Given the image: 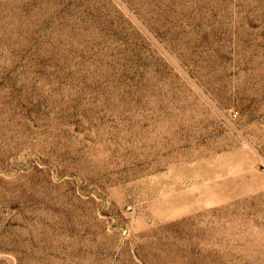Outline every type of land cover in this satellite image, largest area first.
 I'll return each mask as SVG.
<instances>
[{"label": "rangeland", "instance_id": "rangeland-1", "mask_svg": "<svg viewBox=\"0 0 264 264\" xmlns=\"http://www.w3.org/2000/svg\"><path fill=\"white\" fill-rule=\"evenodd\" d=\"M0 264H264V0H0Z\"/></svg>", "mask_w": 264, "mask_h": 264}]
</instances>
